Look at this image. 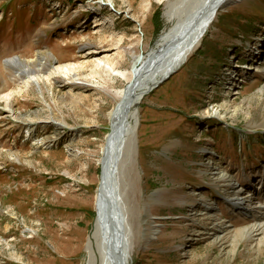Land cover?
I'll list each match as a JSON object with an SVG mask.
<instances>
[{
	"label": "rangeland",
	"instance_id": "374dc122",
	"mask_svg": "<svg viewBox=\"0 0 264 264\" xmlns=\"http://www.w3.org/2000/svg\"><path fill=\"white\" fill-rule=\"evenodd\" d=\"M165 1L0 0V264L85 261L118 103L101 84L127 86L110 65L130 69L157 45ZM219 12L189 59L138 104L135 149L117 179L136 242L129 264H264V223L251 238L237 233L264 222L246 214L259 199L264 211V0ZM15 57L41 76L82 68L73 83L57 74L26 85ZM106 58L111 79L95 71ZM216 163L226 180L213 176ZM236 193L248 196L245 213L232 206ZM202 201H216L213 213L199 212Z\"/></svg>",
	"mask_w": 264,
	"mask_h": 264
},
{
	"label": "bare ground",
	"instance_id": "6f19581e",
	"mask_svg": "<svg viewBox=\"0 0 264 264\" xmlns=\"http://www.w3.org/2000/svg\"><path fill=\"white\" fill-rule=\"evenodd\" d=\"M159 1L162 2L165 0ZM176 1L177 0L165 1L166 6L164 13L169 25L158 38L155 47H152L147 54L142 53L136 55L130 69H118L110 65L112 72H114L116 76L127 81V86L117 90L114 85H107V80L104 84H101L104 85L103 87L107 86V90L113 91L115 96L118 97L116 107L109 112L111 131L107 135V141L102 151L103 154L107 151L108 155L104 160L101 158L100 161L103 169L102 187L108 202H110V206L108 211L106 200L102 199V196L98 192L96 199L97 217L92 232L85 244L86 256L82 264L130 263L136 242L133 240V228L131 227L129 212L127 211V206L123 199V189L119 182H117V179L123 171V165L135 149L134 135L138 126V104L147 94L152 92L150 90L152 86L166 76L167 72L172 69L180 68L181 65L189 59L188 57L196 51L202 44L201 42L210 29L211 24L220 13L219 11L225 8V6L240 0H203L201 6L192 12L186 9L190 0H180L178 3ZM207 8L210 9L208 13L204 15L202 12ZM214 9L217 10L214 12ZM199 15L200 18L198 23L195 27H191L192 22ZM97 25H100V23H96V26ZM259 47L258 54L262 51L261 46ZM157 52L159 55H155ZM259 59L261 58L257 55L255 62L259 61ZM11 60L16 66H27L26 69L17 70V76L20 79L26 78V85L35 82L41 86L42 81H51L52 77L57 76V74L68 76L69 80L73 83L76 82L75 76L79 74V68H82L72 64L66 66L62 65L53 70H49L47 75L41 76L38 75V69L32 67L34 61H26L21 57H15ZM110 61H112L111 58H106L103 61L99 60L96 64V73H99L100 76L103 77L102 74L107 72L110 79L114 78L107 69ZM41 66L42 71H44V64H41ZM249 68H252V65H249ZM10 95L12 96L11 93L7 94L8 97ZM212 172L214 177L219 176V178H221L227 176L226 172L221 170L217 163L214 165ZM231 183L229 189L234 187L235 182L232 180ZM236 194L238 197L234 198V201H231L232 206L242 213H245L244 210L247 207L246 197L248 196L243 197L240 196V193ZM215 202L202 201L197 205V208L199 212L205 210L206 213H213ZM146 203H148V200H146ZM262 208L263 203L260 207L256 205L253 208H248L249 210L246 214L251 213L250 217L257 220L264 219V211H261ZM221 214L223 213H216L214 220L218 219V216ZM240 219H242V217ZM262 223L264 222H258L256 225L247 227L245 230H238L237 233L243 235L247 233L248 238H251L254 235V228L258 229V227L263 225ZM155 226V230L150 233L147 238H143L145 244H148L159 232V224H155ZM75 242V253L78 254V252H80V245H83V241L78 239Z\"/></svg>",
	"mask_w": 264,
	"mask_h": 264
},
{
	"label": "water",
	"instance_id": "95a60500",
	"mask_svg": "<svg viewBox=\"0 0 264 264\" xmlns=\"http://www.w3.org/2000/svg\"><path fill=\"white\" fill-rule=\"evenodd\" d=\"M202 2H203V0H190L189 3L187 4V7H186L187 11H190V12L195 11V9H197L198 7L201 6ZM237 2H239V1H237ZM233 3H235V2H233ZM231 4H232V3H231ZM209 9H210V8H207V9H206L205 11H203L202 13H204V15H206V14L208 13ZM216 10H217V9H214V12H215ZM199 18H200V15L197 16V17L195 18V20H194V21L192 22V24H191V27H195V26H196V24L198 23ZM156 54L159 55L158 52L155 53V55H156ZM178 69H179V68L172 69V70H170L169 72H167V73H166V76H164V77H163L158 83H156L155 85H153L152 88H151L150 90L152 91V89L158 87L160 84H162V83H164L165 81H167V79L170 78V77L173 75V73H175ZM131 85H132V84H131ZM107 155H108V152L105 151V153L102 155V160H104L105 157H107ZM102 177H103V169H102V171H101V180H100V184H99L98 192H99L100 195L102 196V199L106 200L107 209H108V211H109L110 202H108V199H107V197H106V195H105V193H104V191H103V187H102Z\"/></svg>",
	"mask_w": 264,
	"mask_h": 264
},
{
	"label": "trees",
	"instance_id": "16d2710c",
	"mask_svg": "<svg viewBox=\"0 0 264 264\" xmlns=\"http://www.w3.org/2000/svg\"><path fill=\"white\" fill-rule=\"evenodd\" d=\"M157 15H159V13H157Z\"/></svg>",
	"mask_w": 264,
	"mask_h": 264
}]
</instances>
